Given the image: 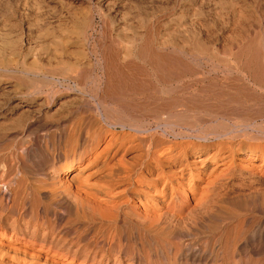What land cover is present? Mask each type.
<instances>
[{"label": "rangeland", "instance_id": "obj_1", "mask_svg": "<svg viewBox=\"0 0 264 264\" xmlns=\"http://www.w3.org/2000/svg\"><path fill=\"white\" fill-rule=\"evenodd\" d=\"M38 1L43 3H40L37 7L36 5L26 4L25 0H0V102L6 98L9 99L6 103L0 105V128H10V135L0 138V172L3 171L4 167V170L9 168V171L11 168L12 171L7 180L11 179L10 182L14 181L10 183V189L13 188V193L18 191L16 198H20V193H22V196L24 194L20 202L17 201L19 208L23 205V198L27 193L31 192V196L29 195L26 200H29L28 211L20 209L21 212H18L20 213L18 216L8 211L3 213L1 211L0 225H10L15 219L18 227L21 226L20 228L23 229L26 227L28 231H31L34 225L33 220H35L38 233L41 234L44 229H52L58 223V230H62L61 227L65 226L63 229L66 232H70L71 236H80L85 232L83 235L86 234L88 239L96 238L101 229L110 226L108 228L113 229L112 232L117 235L116 239L118 242L115 241V243L117 242V250L122 262L124 261L125 264L130 263L128 255L131 252L134 255V259L137 261L140 259L145 264H181L183 256L177 258L175 251L182 250V248L205 250L208 253L210 251L207 261L197 264H240L238 263L239 252L234 253L228 249V246L232 244L239 246L243 242L245 232L258 228L259 230L264 229V210L240 208L233 204L234 201H239L240 197L250 191L249 186L246 185L247 183L242 184L243 178H235L232 180L233 184L229 183L230 185L228 184L226 188L217 190L216 193H219V196L215 194L210 196L211 198L207 197L208 199L202 197L204 200L206 199L205 201L201 197L199 200L198 196L191 198L188 193H179L177 194L178 197L168 198L163 208H158L155 202H151L147 212L148 218L152 221L154 220L151 223L157 226V229L154 227L153 231L148 233L143 232L144 230L142 229L145 227L137 221V219H140L139 216L143 214L141 207H138L137 203L134 205L135 209L133 212L125 210L126 214H118L117 223L112 220L111 211H108L110 215L107 211L104 212H107L108 215L102 212L104 216L102 221L104 220V223L100 224L98 221L82 219L75 212L70 213L65 207L62 208L63 210L61 209L62 211L59 210L62 214L60 215L62 220L55 223L53 213L49 214L45 209H56L59 207L60 202L46 194V192L56 190L61 185H66V180L70 178L72 173L68 175L61 173L55 177L54 175L50 177L51 173H49L47 179H43L42 176H38L40 173L37 170L34 171L32 167L38 168L47 158L60 156L66 149L71 147V143H68L65 138H62V140L57 137L62 128L70 131L71 138H77L78 136L72 135H77L80 131L86 135V132H101L105 134L112 130L105 121L96 118L97 97L96 95L92 97L95 79L103 80L106 78V75L103 74L104 65H102L104 64L102 58L106 54L113 59L116 58V62L119 63L122 62L121 55L124 54L126 48L132 49L133 51L131 50V52H134V50L137 52L143 47L146 50L148 49L147 51L156 58L168 57L173 53H178L176 57L179 56L178 58L183 63V66L190 69L192 73L185 74L182 76L183 78H177V81L175 80L171 83L173 87H175V83L178 84L177 86H182L178 87L177 91H174L176 93L170 92L169 94L161 95L156 92V89L159 91V88H161L157 85L156 88L149 87L134 96L139 98L140 101L147 100V102L157 96L162 99L186 98L196 87L193 79L195 80L199 76L198 74L196 75L198 69L210 70L212 68L211 72L213 69L216 72L215 74L211 73L207 78L218 80L217 82H221V79L225 81L226 72L223 71V68L226 67L228 61L229 65L233 63L230 65L232 68H236V65H238L237 60L239 59L236 58V60L235 55L241 43L251 39L253 34H257V36L259 34V37L263 39L262 45H264V0ZM1 34L7 35L5 36L6 45L1 39ZM123 37L125 40H122ZM167 42L169 43L166 44ZM114 45H116V48ZM197 46L207 49V53L210 55V58L206 59L207 62L205 59H198L196 56L195 48ZM109 52L112 55L108 54ZM68 62L78 67L79 74L76 77L65 78L61 75H53V71H50L56 64ZM137 63L141 64L139 61ZM137 63L134 62L135 65H138ZM30 69L34 72L29 71ZM16 75L21 76L25 80L22 83L30 84V82L38 81L42 82L43 86L40 91L36 92L37 94L34 92L28 95L26 94L28 90L26 83H21L19 87L14 84L12 77ZM35 77L36 79H34ZM32 79L35 81L33 82ZM85 79L87 80L85 81ZM5 93H8L7 97L3 96ZM15 104L21 105V108H15L13 112L10 111ZM26 109L27 111L23 112ZM21 112L25 114L24 116L28 123L37 124L49 119L50 121L52 120L50 125L54 126L48 131L47 139L44 138L42 142L39 140L38 146L31 147L34 152H38L42 157L37 158L38 160L30 159L25 164L17 154H13V151L19 150V144L21 145L23 137L16 129L10 126V123L16 120ZM139 123L145 125L147 130L146 134H136L138 135L136 138H143V147L149 145L148 143L150 142L157 144L161 141H173V135H171L169 130L165 131L164 127L156 128L155 123L148 115L140 119ZM258 123L264 124V121H258ZM80 124L83 125L81 126ZM116 130L119 132L118 128ZM175 131L177 133L183 131L191 134V131L180 128ZM124 132L118 134L122 135ZM192 134L196 133L192 132ZM239 140H242V138L236 139L234 143ZM45 148L49 152L46 153ZM101 148L102 146L98 150ZM253 163L252 165L256 166L259 161L256 160ZM10 164L12 165L11 167H9ZM89 172L85 171V174H82L81 181L86 179L85 176ZM259 178L255 180L257 182L256 190L264 192L262 190V188L264 189V179ZM88 182L93 183L94 180L89 179ZM156 201H160V199L157 198ZM39 206L42 212L36 215L34 212H37L36 210ZM106 221L107 223H105ZM91 228H95V230ZM87 230L88 232H86ZM93 231H96L95 234ZM52 234V232L49 233L50 236ZM235 242L238 243L236 244ZM16 245L19 246L20 244ZM201 247L203 248L201 249ZM156 248L157 250H155ZM115 251L113 252L116 254ZM133 251L136 252L134 253ZM99 253L98 259L102 261L108 260L109 263H111L110 259L115 256V254L113 256L111 254H103L102 256V252ZM78 256V259L72 262H67L63 259L61 262L62 264H83L80 261L81 253ZM263 256L264 253L258 255V258H263V261L259 264H264ZM248 257L253 258L251 253Z\"/></svg>", "mask_w": 264, "mask_h": 264}, {"label": "bare ground", "instance_id": "obj_2", "mask_svg": "<svg viewBox=\"0 0 264 264\" xmlns=\"http://www.w3.org/2000/svg\"><path fill=\"white\" fill-rule=\"evenodd\" d=\"M25 3L38 7L43 2L25 0ZM1 35L4 45H6L5 36L7 35ZM132 41L134 42V40ZM262 42L263 39L259 37V34L258 36L253 34L251 39H247L240 44L235 55V59L240 60L236 59L238 61L236 68H232L230 65L233 63L229 65V61H226L227 65L223 68V71L226 72L225 81L221 79V82H217L218 80L207 78L211 73L215 74L216 70L213 69L211 72L212 68H209L210 70L198 69L196 75L198 74L199 76H195L196 79H193L196 87L186 98L162 99L157 96L150 102H147V100L140 101L134 95L143 92L149 87L156 88L157 85L161 88H159V91L156 89V92L161 95L169 94L170 92L176 93L174 91H177L178 87L182 86H177L178 84L175 83L176 85L173 87L171 83L175 80L177 81V78L185 74L192 73L190 69L183 66V63L178 58L179 56L176 57L178 53H173L168 57L156 58L147 51L148 49L146 50L143 47L137 52L135 50L131 52L132 49L126 48L124 54L121 55L122 62L119 63L116 62V58L113 59L104 54L105 57L102 58L104 64L102 65H104L103 74L106 75V78L103 80L95 79L94 91H92L94 96L92 95V97H95V95L97 97L96 118L105 121L112 130L105 134L101 132H86V135L80 131L79 134L72 135L78 136L77 138H71L70 131L61 127L62 129L57 134V137L60 139L65 138L68 143H71V147L66 149L60 156L47 158L38 168L32 167L34 171L37 170L40 173L38 176H42L43 179H47L49 173H51L50 177H53V175L54 177L58 176L61 173H65V175L72 173L70 178L66 180V185L57 186L56 190L46 192L60 204L56 209H45V211L47 210L49 214L53 213L55 223L62 220L60 211L65 207L70 213L75 212L82 219L98 221L100 224L104 223V220L102 221L104 217L102 212L111 211V218L114 223H117L118 214H124L125 210L133 212L135 209L134 205L137 203L143 212L137 221L145 227L142 229L144 230L143 232L149 233L153 231L154 227L157 229V226L151 223L154 220L152 221L148 218L147 212L151 202H155L158 208H163L168 198L172 199L179 193H188L191 198L198 196V199L200 197L207 198L215 194L218 195L219 193H216L217 190L226 188L235 178H243L242 184L247 183L246 185L249 186L250 191L240 197L239 201H234L233 204L240 208L264 210V192L256 190L257 182L255 181L258 177L264 179V124L258 123V121H264V45H262ZM114 46L116 48V45ZM195 52L198 59L206 60L210 58L206 48L197 46ZM137 61L141 64H138ZM134 62L138 65H135ZM29 71L34 72L31 69ZM50 71H53V75H61L65 78H74L79 74L78 67L69 62L56 64ZM12 78L16 87H19L24 80L17 75ZM26 84L28 89L26 94L28 95L34 92L37 94L36 92L40 91L43 86L42 82L38 81ZM7 94L5 93L3 96ZM8 100L6 98L0 102V105H3ZM18 107L21 108V105L15 104L10 111L13 112ZM25 111L27 109L23 112ZM24 115L21 112L17 119L10 123V126L16 129L23 137L21 145L19 144V150L13 151V154H17L25 164L30 159L42 157L38 152H34L31 147L38 146L39 140L42 142L46 138L48 131L54 126L50 125L52 120L50 121L49 119L37 124L28 123ZM147 115L155 123L156 128L164 127L165 131L169 130L171 135H173V141H161L157 144L150 142L148 143L149 145L143 147V138H136L138 136L136 134H146L145 125L139 123V120ZM117 128L119 132L116 130ZM177 128L196 134L191 135L183 131L177 133L175 131ZM9 129L7 127L0 128L1 139L10 135ZM120 132L124 133L120 135L118 134ZM238 138H242V140L234 143ZM160 145L162 146L160 147ZM100 146L102 148L98 150ZM45 152L49 151L46 150ZM256 160L259 163L253 166L252 163ZM46 164H48L49 169ZM11 166L10 164L9 167ZM4 169L0 172V212L8 211L18 216L20 209L28 211L29 200H26L31 192L27 193L23 198V205L19 208L17 201L20 202L24 194L22 196V193H20V198H16L18 191L13 193V188L10 189V183L14 180L11 182V179L7 180L12 170L11 168L10 171L9 168H7L8 170ZM85 171L90 172L85 176L86 179L81 181L82 174ZM89 179H93L94 182H88ZM262 179L261 181H263ZM257 187L259 188V186ZM262 190L264 189L262 188ZM157 198L160 201H156ZM41 210L39 206L36 210L37 212H33L39 215L38 213L41 214ZM107 212L104 213L110 215ZM33 224L31 231H28L26 227L24 229L20 228L21 226L18 227L15 219L10 225H0V264H62V259L72 262L78 259V254L80 253V261L83 264H125L124 261L122 262L117 250V235L112 232L113 229L108 228L110 226L105 227V225V228L101 229L96 238L88 239L86 234L83 235L85 232L80 236H71L70 232H66L63 229L65 226H60L62 230H58V223L52 229H44L39 234L35 220H33ZM93 229L95 230V228ZM51 232L53 234L50 236L49 233ZM93 232L95 234L96 231ZM146 235L149 236L148 234ZM243 236L245 237L239 246L232 244L228 246V249L234 253L239 252L238 263L240 264H259L263 261V258H258V255L264 253V229H254L253 231L245 232ZM128 237L130 238V236ZM240 238L242 239V237ZM115 241L117 242L115 243ZM16 244L20 245L17 246ZM99 252H102V256L103 254H111V256L115 254V256L110 259L111 263H109L108 260L102 261L98 259ZM175 252L177 258L183 256L181 264L203 263L207 261V256L210 253V251L208 253L205 250L190 248H182V250ZM250 253L253 258L248 257ZM128 256L129 264H145L140 259L138 261L134 259L132 252Z\"/></svg>", "mask_w": 264, "mask_h": 264}]
</instances>
